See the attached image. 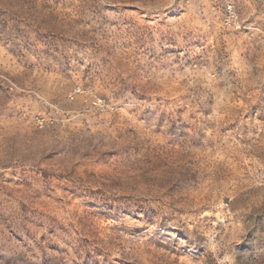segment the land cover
<instances>
[{
	"label": "rangeland",
	"instance_id": "rangeland-1",
	"mask_svg": "<svg viewBox=\"0 0 264 264\" xmlns=\"http://www.w3.org/2000/svg\"><path fill=\"white\" fill-rule=\"evenodd\" d=\"M0 264H264V0H0Z\"/></svg>",
	"mask_w": 264,
	"mask_h": 264
},
{
	"label": "built area",
	"instance_id": "built-area-1",
	"mask_svg": "<svg viewBox=\"0 0 264 264\" xmlns=\"http://www.w3.org/2000/svg\"><path fill=\"white\" fill-rule=\"evenodd\" d=\"M70 98H72V95H69ZM92 104L93 106H95L96 108H102L105 106V102L103 99H100V98H95L92 100ZM36 122L39 124V125H42L43 124V119L42 118H39L37 117L36 118Z\"/></svg>",
	"mask_w": 264,
	"mask_h": 264
}]
</instances>
